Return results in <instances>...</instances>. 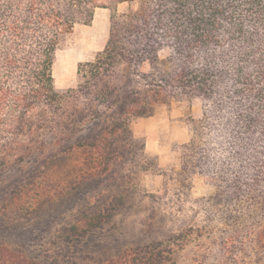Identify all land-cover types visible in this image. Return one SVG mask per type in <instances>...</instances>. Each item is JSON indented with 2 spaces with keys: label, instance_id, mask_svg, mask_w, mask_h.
<instances>
[{
  "label": "trees",
  "instance_id": "1",
  "mask_svg": "<svg viewBox=\"0 0 264 264\" xmlns=\"http://www.w3.org/2000/svg\"><path fill=\"white\" fill-rule=\"evenodd\" d=\"M100 9L110 12L105 48L80 63L74 88L58 89V53ZM180 98L200 100L202 115L181 170L150 193L142 181L161 170L131 125ZM75 152L103 190L41 259L0 242V264H264V0H0V186L39 189ZM196 176L213 195L193 198ZM132 189L152 209L144 239L91 251Z\"/></svg>",
  "mask_w": 264,
  "mask_h": 264
},
{
  "label": "rangeland",
  "instance_id": "2",
  "mask_svg": "<svg viewBox=\"0 0 264 264\" xmlns=\"http://www.w3.org/2000/svg\"><path fill=\"white\" fill-rule=\"evenodd\" d=\"M130 6L129 3L121 4L119 11L125 12ZM109 17V10H98L92 26L78 27L68 38L58 53L54 69L58 89L74 88L80 63L93 59L105 48L109 39ZM168 54L165 50L160 56L165 58ZM201 115L200 100L180 98L158 107L150 117L133 121V133L145 141L147 156L155 160L161 170L160 176L143 179L147 192L163 194L165 179L181 170V146L190 139L192 121ZM84 163L82 152L62 154L46 175L37 178L39 189L27 186L17 191L8 183L0 186V242L29 257L41 259L56 231L71 221L79 207L103 190L85 174ZM175 187L176 182L171 181L169 188ZM190 189L194 199L214 193L199 176L190 182ZM151 211L148 201H138L137 191L132 189L128 207L104 231L89 237V249L114 253L142 242L143 233L152 221Z\"/></svg>",
  "mask_w": 264,
  "mask_h": 264
}]
</instances>
